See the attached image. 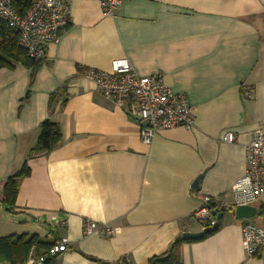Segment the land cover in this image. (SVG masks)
<instances>
[{
  "label": "crops",
  "instance_id": "obj_1",
  "mask_svg": "<svg viewBox=\"0 0 264 264\" xmlns=\"http://www.w3.org/2000/svg\"><path fill=\"white\" fill-rule=\"evenodd\" d=\"M123 57L184 93L194 125L158 129L144 143L131 104L85 77ZM45 120L59 124L61 143L30 154ZM263 120L264 0H123L110 16L101 0H72L68 27L36 70L0 69V237H67L71 250L56 264H147L203 230L193 217L203 195L232 203ZM228 131L235 142L223 141ZM25 162L30 175L7 210L4 184ZM252 206V218L231 208L217 230L183 243V264H264V248L249 256L243 240L247 220L264 226V196ZM85 220L112 234L84 237Z\"/></svg>",
  "mask_w": 264,
  "mask_h": 264
},
{
  "label": "built area",
  "instance_id": "obj_2",
  "mask_svg": "<svg viewBox=\"0 0 264 264\" xmlns=\"http://www.w3.org/2000/svg\"><path fill=\"white\" fill-rule=\"evenodd\" d=\"M72 0H33L25 15H19L11 5V0H0V18L8 23L18 34V43L28 54L36 59H45L46 45L58 43L63 31L70 23V5ZM123 0H101L103 13L113 15ZM85 77L92 81L103 93L119 106L131 104L132 111L141 120L140 135L142 141L150 144L156 131L176 126L192 127L195 115L184 93L174 92L165 83L163 73L155 72L140 75L127 57L113 60L110 71L90 68ZM245 94L251 96V90ZM223 141L235 142V134L226 132ZM233 201L225 204L220 196H202V205L194 211L193 217L203 229L214 226L219 214L241 205H255L264 196V120L254 131L251 142L246 146V170L232 186ZM113 227L110 224H97L85 220L83 235L93 233L109 236ZM246 252L249 256L264 248V226L253 220H247L242 229ZM71 250L67 237L55 239V242L42 254L31 250L23 264H47L51 258L57 260Z\"/></svg>",
  "mask_w": 264,
  "mask_h": 264
},
{
  "label": "trees",
  "instance_id": "obj_3",
  "mask_svg": "<svg viewBox=\"0 0 264 264\" xmlns=\"http://www.w3.org/2000/svg\"><path fill=\"white\" fill-rule=\"evenodd\" d=\"M33 0H11L12 8L19 14L25 15ZM44 62V59L31 57L18 43L17 32L0 18V69L14 68L21 64L36 70ZM62 140L59 124L45 120L40 124L39 134L35 146L30 154L43 150H54ZM30 175V167L27 162L8 177L3 188L2 204L7 210H13L19 186L23 178ZM210 234V233H209ZM182 237L174 241L171 247L163 254L151 257L147 264H183L181 246L185 242ZM55 240L47 241L38 234L22 233L0 237V264H23L29 257L32 249L36 254L44 253ZM56 259L51 258L47 264H56ZM123 264H130L123 261Z\"/></svg>",
  "mask_w": 264,
  "mask_h": 264
},
{
  "label": "water",
  "instance_id": "obj_4",
  "mask_svg": "<svg viewBox=\"0 0 264 264\" xmlns=\"http://www.w3.org/2000/svg\"><path fill=\"white\" fill-rule=\"evenodd\" d=\"M142 124L147 125L148 121L144 120ZM198 182H199V179H196L194 182L195 188H197ZM256 211H257V208L255 206L241 205V206L237 207L236 215H237V217H240V218L249 219V218H252L256 214ZM213 214L216 215L217 219H218V222L214 226L207 227V228L203 229L202 231L196 232V233L186 232L183 234V238L185 240H197V239L202 238L206 234L212 233L213 231L217 230L219 227V221H220V218L222 216V213L217 214V213L213 212Z\"/></svg>",
  "mask_w": 264,
  "mask_h": 264
},
{
  "label": "rangeland",
  "instance_id": "obj_5",
  "mask_svg": "<svg viewBox=\"0 0 264 264\" xmlns=\"http://www.w3.org/2000/svg\"><path fill=\"white\" fill-rule=\"evenodd\" d=\"M44 227V226H43Z\"/></svg>",
  "mask_w": 264,
  "mask_h": 264
}]
</instances>
